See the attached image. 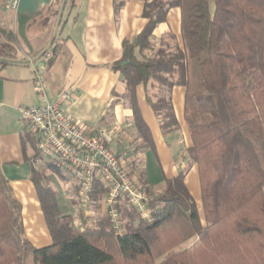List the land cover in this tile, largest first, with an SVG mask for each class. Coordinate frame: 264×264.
<instances>
[{"label": "trees", "instance_id": "1", "mask_svg": "<svg viewBox=\"0 0 264 264\" xmlns=\"http://www.w3.org/2000/svg\"><path fill=\"white\" fill-rule=\"evenodd\" d=\"M127 1L114 0L115 13ZM143 1L145 27L123 41L122 57L109 66L123 75L143 149L155 146L137 86L146 88L164 134L180 128L172 88L186 89L187 161L198 166L204 217L185 168L158 194L149 185L151 220L118 232L106 211L91 225H74L47 169L34 168L53 239L38 247L25 235L22 203L0 164V264H264V0ZM172 7L181 9L182 47L172 33L158 45L152 40ZM106 191L97 181L91 195ZM118 210L138 215L124 200Z\"/></svg>", "mask_w": 264, "mask_h": 264}, {"label": "crops", "instance_id": "2", "mask_svg": "<svg viewBox=\"0 0 264 264\" xmlns=\"http://www.w3.org/2000/svg\"><path fill=\"white\" fill-rule=\"evenodd\" d=\"M18 4L17 11L11 12L0 0V164L22 203L26 237L38 247L53 242L32 179L34 168L47 169L59 206L75 217L74 225L85 226L84 220L91 225L106 212L104 194L91 195L93 202L85 203L68 174L53 166L49 168L51 164L39 156L36 135L33 142L28 140V130L20 117V106L54 101L70 86L77 88V96L66 107L68 114L92 129L113 130L114 137L108 145L134 173L139 169L150 187L154 189L150 182L154 178L160 184L155 188L161 191L165 179L175 177L179 168H188L185 182L192 193L190 181L196 180L195 193L201 198L198 166L187 161L186 149L192 145V138L185 120L186 89L181 85L172 88L171 101L180 128L164 134L159 117L148 104L146 88L137 86L138 104L155 146V150L143 149L133 110L123 96V75L109 66L122 57L123 41L132 40L145 27V2L128 0L117 13L114 0H20ZM169 33L182 47L179 7L168 10L152 40L158 45ZM46 50L53 52L51 59L42 56ZM32 61L44 68L45 98L35 90ZM149 166L155 172L159 168V175L147 171ZM128 213L135 215L131 210L121 213L125 228L130 224L125 222Z\"/></svg>", "mask_w": 264, "mask_h": 264}, {"label": "built area", "instance_id": "3", "mask_svg": "<svg viewBox=\"0 0 264 264\" xmlns=\"http://www.w3.org/2000/svg\"><path fill=\"white\" fill-rule=\"evenodd\" d=\"M20 0H3L7 11H17ZM53 52L46 50L42 56L51 59ZM32 60V59H30ZM33 62V61H32ZM34 87L45 98L46 74L43 66L33 62ZM77 96V88L70 86L54 101L37 106H20V117L28 132L36 135L39 156L68 174L78 187L81 201L93 202L91 194L99 181L106 188L104 202L114 227L122 232L123 224L118 205L124 200L142 219L151 220L148 205V186L139 183L132 169L119 159L109 147L114 131L91 127L74 120L66 107Z\"/></svg>", "mask_w": 264, "mask_h": 264}, {"label": "rangeland", "instance_id": "4", "mask_svg": "<svg viewBox=\"0 0 264 264\" xmlns=\"http://www.w3.org/2000/svg\"><path fill=\"white\" fill-rule=\"evenodd\" d=\"M110 147V146H109ZM114 151V150H113ZM115 152V151H114ZM116 153V152H115ZM117 154V153H116ZM118 156V155H117ZM119 157V159H121L124 163H125V165L127 166V167H129L130 168V165H128L120 156H118ZM131 169V168H130ZM179 170H180V168H179ZM136 172V177H137V180L139 181V183H142V184H146L147 186H148V188H149V185H148V183L144 180V177H143V175H141L140 174V170L139 169H136L135 170ZM147 171H149V172H152V175L153 176H155L154 174H156L157 175V173H158V175H159V168H157L156 167V172H155V169H152L150 166H149V169H147ZM196 181V180H195ZM194 181V182H195ZM150 182L151 183H153V185H154V189L152 188V190H153V192L154 193H156V194H158V193H160L161 191H159V189L158 188H155V187H157V186H159L160 184H158V182H155L154 181V178H151L150 179ZM193 181H190V188H191V190H192V193L191 194H193L194 195V198H195V201H196V203H197V207H198V210H199V212H200V214H201V216H202V218L204 217V214H203V206H202V201H201V198L200 197H197V195H196V193H195V189L197 188V186H198V182L196 181V183H194ZM120 215H121V213H120ZM139 219H140V217H139V215H132V214H130V213H128L127 215H126V219H125V222L127 221L128 223H130L129 224V226H135L138 222H139ZM122 220V219H121ZM124 222V223H125ZM126 222V223H127ZM122 224H123V220H122ZM124 226H123V229H122V231L124 230ZM191 243V241L190 242H186V243H184L182 246L183 247H185V246H188L189 244Z\"/></svg>", "mask_w": 264, "mask_h": 264}]
</instances>
